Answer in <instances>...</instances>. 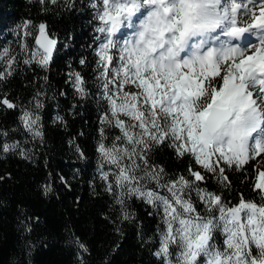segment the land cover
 Here are the masks:
<instances>
[{"label": "snow or ice", "instance_id": "snow-or-ice-1", "mask_svg": "<svg viewBox=\"0 0 264 264\" xmlns=\"http://www.w3.org/2000/svg\"><path fill=\"white\" fill-rule=\"evenodd\" d=\"M192 2L97 0L92 5L99 21L94 41L99 45L97 99L101 107L106 105L100 117L98 171L105 191L120 205L123 219L133 216L127 210L129 198L152 206L150 215L160 217L156 229L160 247L154 255L162 264H200L201 259L204 264H264V171L252 189L260 194L259 204L241 194L239 202L230 205L222 194L201 187L206 174L212 173L224 189H230L220 162L240 170L250 159L264 154V7L258 16L253 13L250 24L239 27L238 11L248 15V5L214 0L217 19L210 27L228 22L224 35L236 38L251 31L256 40L247 46L222 43L205 48L201 41L193 56L181 58L175 48L171 55H163L169 42L150 39L149 24L154 17L163 16L170 22L171 34L182 38L193 28H209L192 23L185 8ZM249 3L255 6L264 0ZM144 7L149 9L148 23H136L135 30L122 40L114 38L122 29L133 28V18ZM23 28L26 37L34 34L31 22L26 21ZM38 33L36 47L24 64L47 68L58 50V40L49 37L43 23ZM181 43L177 41L175 47ZM20 47L22 52L29 51L26 44ZM0 59L7 62V72H0V79H5L15 71L17 57L3 49ZM69 77L74 89L81 96L87 95L81 75L73 72ZM218 79L222 83L217 84ZM132 86L136 91L128 90ZM38 96L34 97L37 109L43 107ZM0 104L8 109L16 107L6 98ZM20 119L33 138L42 136L39 115L23 111ZM109 129L120 133L110 144ZM164 143L178 157L194 158L205 174L190 167L188 176L171 178L162 167L153 165L151 153ZM19 148L18 143L3 145L4 152ZM20 154L26 155L22 149ZM48 190L45 187L44 191ZM199 204L204 206L203 213ZM217 233L224 237L223 246L216 241ZM71 242L87 251L78 239Z\"/></svg>", "mask_w": 264, "mask_h": 264}, {"label": "trees", "instance_id": "trees-1", "mask_svg": "<svg viewBox=\"0 0 264 264\" xmlns=\"http://www.w3.org/2000/svg\"><path fill=\"white\" fill-rule=\"evenodd\" d=\"M96 3L0 0V52L9 49L17 57L15 71L0 79V101L6 98L16 106L8 109L0 104V264H162L154 255L160 247L156 232L160 217L150 215L152 206L129 198L127 210L133 216L123 219L120 205L105 191L98 171L100 117L106 105L101 107L97 99L99 45L94 41L99 21L92 7ZM26 21L31 22L32 36L24 35ZM42 23L49 37L58 40L47 68L24 64L36 47ZM21 44L28 46L27 53L21 51ZM0 72H7L6 60L0 59ZM73 72L84 79L87 95L74 89L69 77ZM128 90L136 91L134 86ZM38 93L43 105L39 109L34 99ZM23 111L40 116L42 136L33 138L25 129L20 119ZM119 134V130H106L107 143ZM14 143L20 148L3 151V145ZM150 162L171 178L188 176L190 167L205 174L194 158L178 157L167 143L152 151ZM219 166L225 168L231 188L224 189L212 173L206 174L201 187L222 194L230 205L237 204L241 194L260 203V194L252 189L264 171V154L240 170L229 169L222 161ZM198 210L203 213V204ZM77 239L87 251L71 242ZM216 241L223 246L224 237L217 233Z\"/></svg>", "mask_w": 264, "mask_h": 264}, {"label": "clouds", "instance_id": "clouds-1", "mask_svg": "<svg viewBox=\"0 0 264 264\" xmlns=\"http://www.w3.org/2000/svg\"><path fill=\"white\" fill-rule=\"evenodd\" d=\"M179 6V5H177ZM189 15L192 18V23L196 25H208L209 28L202 27L193 28L185 37L179 35L173 36L170 29V22L166 23L163 16L160 18L154 17L153 22L149 24L150 39L166 44V51L162 53L165 56L172 54V49L175 48V53L181 56L182 53H187L186 56H193L197 53L198 46L201 40L206 39L208 34L215 31L216 28H211L212 23L217 19L215 16L216 6L214 0H193L192 3L185 5ZM148 23L147 13L138 24ZM182 40L179 47H175L176 42Z\"/></svg>", "mask_w": 264, "mask_h": 264}, {"label": "rangeland", "instance_id": "rangeland-1", "mask_svg": "<svg viewBox=\"0 0 264 264\" xmlns=\"http://www.w3.org/2000/svg\"><path fill=\"white\" fill-rule=\"evenodd\" d=\"M252 9H253V7H252ZM257 11H258V9H254V12H253V13H254V14H258ZM241 19H242V22H245V21L247 22V20H249L250 18L247 17V15H246V16L244 15V16L241 17ZM249 54H250V53H249Z\"/></svg>", "mask_w": 264, "mask_h": 264}, {"label": "bare ground", "instance_id": "bare-ground-1", "mask_svg": "<svg viewBox=\"0 0 264 264\" xmlns=\"http://www.w3.org/2000/svg\"><path fill=\"white\" fill-rule=\"evenodd\" d=\"M69 84V83H68ZM76 143V142H75ZM76 145V144H75ZM89 156V155H88ZM86 173V172H85ZM79 175V174H78ZM97 176V175H96ZM69 179V178H68ZM92 182V181H91Z\"/></svg>", "mask_w": 264, "mask_h": 264}, {"label": "water", "instance_id": "water-1", "mask_svg": "<svg viewBox=\"0 0 264 264\" xmlns=\"http://www.w3.org/2000/svg\"><path fill=\"white\" fill-rule=\"evenodd\" d=\"M39 33H37L36 35H38Z\"/></svg>", "mask_w": 264, "mask_h": 264}]
</instances>
